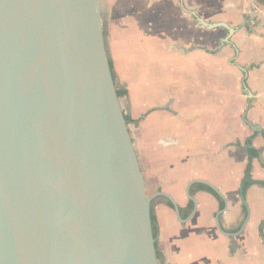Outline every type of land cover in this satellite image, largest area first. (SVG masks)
I'll return each mask as SVG.
<instances>
[{"label": "water", "instance_id": "obj_1", "mask_svg": "<svg viewBox=\"0 0 264 264\" xmlns=\"http://www.w3.org/2000/svg\"><path fill=\"white\" fill-rule=\"evenodd\" d=\"M189 14L218 49L237 29ZM112 74L100 0H0V264H158L152 200L178 208L146 193Z\"/></svg>", "mask_w": 264, "mask_h": 264}, {"label": "crops", "instance_id": "obj_2", "mask_svg": "<svg viewBox=\"0 0 264 264\" xmlns=\"http://www.w3.org/2000/svg\"><path fill=\"white\" fill-rule=\"evenodd\" d=\"M158 2L165 12L153 28L152 0H107L109 60L115 83L126 92L123 110L133 121L128 130L145 188L149 195L169 197L179 213L178 219L163 196L152 200L158 259L161 264H264V185L249 183L244 190V226L238 196L245 174L264 182V56L250 50L252 44H264V29L256 27L264 6L254 0ZM189 12L207 23L237 28L230 43L216 49L225 31L199 27ZM168 28L182 38L163 39ZM240 67L247 71L250 106L243 86L240 92L236 85L243 77ZM244 113L260 132L244 123ZM254 134L250 148L258 155L249 159L243 141ZM200 181L225 199L220 224L229 236L217 230L219 203L201 191Z\"/></svg>", "mask_w": 264, "mask_h": 264}, {"label": "rangeland", "instance_id": "obj_3", "mask_svg": "<svg viewBox=\"0 0 264 264\" xmlns=\"http://www.w3.org/2000/svg\"><path fill=\"white\" fill-rule=\"evenodd\" d=\"M158 1L159 0H152V8H153L152 11H153V13H156V14H153V19H152L153 20V28H154V25H155V27H157V25L160 24V20L157 21L156 20V17L157 16L159 17V15H161L163 12H165L164 7L161 4H159ZM116 5L114 3V4H111L110 7H115ZM100 6H101V20H102V28H103V34H104V40H105V47H106V52H107V55H108L109 50H108V45H107V33L109 31V28H108L109 11H108V6H107V0H100ZM123 6L125 7V11H129L131 9L128 4H125ZM256 27L257 28L259 27V28L264 29V18L259 19V20H256ZM176 28H178V26L175 27V30H176ZM175 30H173V29L170 30V28H168L165 33H162V38L164 39V37L167 36V38L170 39L171 36L175 35L174 38L181 39L183 35L180 32L174 33ZM153 35H155L154 32H153ZM221 35H222V38H224V37H226L227 33L226 32H223V33H221ZM260 38L264 41V30L262 31V36H260ZM218 46H219V41L216 42L215 48L217 49ZM172 49H173V47H172ZM250 50H252L253 52H255L254 54H256V56H258L259 58H262L264 56V44H260V43H258V44H252L250 46ZM233 57H234V55L232 56V58ZM108 58H109V55H108ZM232 61H236V60L233 59ZM187 72H188V70H187ZM241 78H242V74H241ZM261 79H262V82H264V72L261 74ZM115 85H116V89L117 90L119 88H121L119 84L115 83ZM236 85H237V88L239 89V91L242 92V85H241V80L240 79L237 81ZM184 93H185V95H187L188 91L185 89V92ZM119 103H120L121 109H122V111L124 113L123 108L125 109V103H124L123 97H119ZM129 126L131 128L132 125L129 124L128 125V128H129ZM243 142H241V143L243 144ZM146 193L149 195V191L148 190H146ZM157 263L158 264H161L160 263V259H158V262Z\"/></svg>", "mask_w": 264, "mask_h": 264}, {"label": "trees", "instance_id": "obj_4", "mask_svg": "<svg viewBox=\"0 0 264 264\" xmlns=\"http://www.w3.org/2000/svg\"><path fill=\"white\" fill-rule=\"evenodd\" d=\"M254 1L256 3H258L259 5H263L264 6V0H254ZM109 67H110V69H111V71L113 73V66H112V63H111L110 60H109ZM112 77H113V80H114V75L113 74H112ZM116 94H117V97L119 98V97L125 96L126 92L123 91V90L118 89V90H116ZM124 118H125V122H126L127 125L133 123V121L131 120V118L129 116L125 115ZM260 134H261V136L264 137V131H262ZM254 136H255V134L252 137H250V138H248V139H246L244 141L245 153H246V155L248 156L249 159L255 158L258 155V151L250 148V146L252 144V139L254 138ZM235 146L236 147H241L240 143H235ZM249 170H250V166L248 164L247 168H246V172L248 173ZM249 185H250L249 183H245L244 189L246 187H248ZM200 187H201V191H204L206 193L211 194L218 201L219 209H222L224 207L223 201L220 199V197L212 189H210L206 185H202V184H201ZM150 220H151L152 235H153V238L155 239L156 255H157V257H159V253L157 251V245H156V239H157V236H158V227H157L156 218H155L154 214H152V212H151V215H150Z\"/></svg>", "mask_w": 264, "mask_h": 264}]
</instances>
